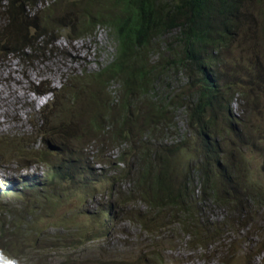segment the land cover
I'll return each instance as SVG.
<instances>
[{"label":"trees","instance_id":"1","mask_svg":"<svg viewBox=\"0 0 264 264\" xmlns=\"http://www.w3.org/2000/svg\"><path fill=\"white\" fill-rule=\"evenodd\" d=\"M86 1L89 6L98 2L110 4V9L106 5L101 13L93 14L88 10L86 17L90 16V20L81 30L92 33L98 27H106L117 41L116 58L93 78L98 90L102 91L104 109L109 106V112L113 113L118 108L119 113L115 121L107 125L94 118L95 125L90 131L94 136L90 141L99 149L91 167L90 158L84 153L77 158L71 152L70 157L58 159L47 178L43 174L31 181L25 178L21 186L14 185L11 191L18 190V198L22 194L24 200H20V204L26 205L34 198L59 205L68 200L65 197L67 192L52 198L50 189L55 188L57 193L60 185L71 184L73 180L77 183L94 182L103 166L109 163V167L117 170V175H112L111 167L109 180L110 183L114 179L117 184L113 194L117 198L115 204L135 201L131 198L136 197L148 206L149 213L154 212V215L148 217V221L142 219L140 222L149 235L156 241L161 240L160 247L173 240V225L178 224L184 236L186 232L195 236L198 249L206 250V241L223 237V233L220 227H212L207 220L198 222L203 215V204L214 202L223 206L229 212L231 223L234 214L244 215L248 202L256 204L258 209L264 206V188L250 182V167L244 162L247 158L238 166L224 146L228 137H234V143L252 147L253 129L247 127L245 119L236 117L232 105L238 95L242 96L241 100L249 101L245 77L259 82L264 77V69L260 64L253 69L255 72L246 68L244 76L231 67L227 55L236 51L239 44L235 42L245 32L252 31L255 35L261 32L264 37V20L256 17L254 0ZM38 6V2L31 0H9L3 6L7 10L5 14H9L4 30L9 27V30L24 34V24L19 20L28 19ZM45 37V33L38 34L41 41ZM29 47V44L24 45L25 49ZM114 80L120 81L121 98L110 92V82ZM135 97L142 100L138 109L131 107ZM112 113H109L110 119L115 117ZM43 124L41 130L46 128V123ZM240 131L249 133L246 139L240 137ZM110 145L118 152L112 161L109 150L103 155L100 149ZM139 146L143 148L138 150ZM26 149L21 152L29 155L31 150ZM36 152L38 161L49 162L47 155L42 156V152L47 154L46 151ZM118 163L124 164V168L115 166ZM135 174L140 176L139 183L129 198L123 197L118 191L119 186L134 183L132 177ZM106 218L112 219L110 215ZM15 225V230L5 232L0 224V229L6 233L4 241L0 238L2 250L10 256L14 251L15 258L20 261L25 259L27 263L42 264L40 256L44 253V246L37 248L32 240L17 239L13 232L21 226L19 223ZM102 230L100 228L89 239L103 237ZM259 233L264 234V230ZM20 244L38 252L42 250V253L29 259ZM241 248L245 253L249 249H256L259 253L264 251V245L256 244L254 248L249 241ZM8 259L11 264H20L11 257ZM73 262L87 263L66 260L61 264ZM139 262H142L141 256Z\"/></svg>","mask_w":264,"mask_h":264},{"label":"rangeland","instance_id":"2","mask_svg":"<svg viewBox=\"0 0 264 264\" xmlns=\"http://www.w3.org/2000/svg\"><path fill=\"white\" fill-rule=\"evenodd\" d=\"M8 1L0 0V72L10 64L19 70H33L34 65L40 64L43 57L50 54L57 58L69 59L73 56L75 44H85L82 55L86 57L75 60L78 69L67 70L55 83L39 79L34 81L30 88L32 97L41 100L47 98V88H54L55 95L46 105H43L42 101L36 105L20 103L22 123L14 118L13 112L10 113L11 116L2 115L4 102L0 95V121L7 122L6 128L0 129V219L3 220L0 224L3 230H15V224L19 223L21 229L13 232L17 239L25 238L24 242L32 240V244L37 248L44 246L45 255H41L40 260L42 264L49 263L53 256V264L66 260H91L92 264H264V251L259 253L256 249H249L245 250V253L241 248L248 241H252L253 245H264V240L259 236L263 235L259 232L264 230V206L258 209L256 204L248 202L244 215L239 217L234 214L231 223L229 212L223 206L214 202L205 203L201 207L203 215L198 222L207 220L212 227H220L223 237L214 241H209V238L205 243L207 249H198V239L195 236L187 232L184 236L183 232L175 227L173 230L176 235H173V240L169 244L162 243L160 248V240L156 241L154 236L149 235L140 222L142 219L148 221V217L154 215V212L149 213L148 206L136 197L131 198L135 201L115 204L117 198L113 194L117 184H114V179L109 183L110 170L113 167H109V163L103 166L101 174L96 176L94 182L77 183V180H73L71 184L60 185L57 193L55 188L50 189L52 198L67 192L66 202L57 205L54 202H39L33 198L26 205L20 204V200H24L22 194L18 198L19 192H10L9 188L25 178L31 181L34 177L41 178L42 174L47 178L59 158L70 157L72 153L78 158V155L84 153L90 158V167L96 162L94 155L98 153L99 147L90 141L93 135V131L90 132L91 127L95 125L94 118L100 119L102 125H107L110 121H115L119 109L114 110L115 113L109 112V106L108 111L104 109L101 102L103 94L98 90L93 76L116 58L117 41L106 27H98L92 33H84L85 31L81 30L90 20V16L86 17L88 10L93 14L101 13L106 5H109L110 9L108 3L105 5L98 2L89 6L86 0H31L33 3L38 2L39 6L36 12L29 14L28 19L19 20L24 24L25 33L18 34L13 29L9 30V27L4 30L9 14H5L7 10L3 6ZM254 3L257 7L256 17L258 20H264V0H254ZM41 33L46 35L43 41L38 39V34ZM24 36H27V39H24ZM235 43L239 44L236 51L227 55L231 67L244 73V76L246 68H250L251 72L260 64L264 69V37L261 32L257 35L252 31L245 32ZM26 44L30 47L25 49ZM88 58L91 67L85 69L84 60ZM19 76L24 83H28L24 75L19 73ZM245 82L249 101L241 100L242 96L238 95L237 103L233 104L232 108L236 117L245 119L247 127L253 129L252 147L234 143V137H228L224 146L238 166L247 158L244 162L250 167V182L258 183L264 188V77L259 82L245 77ZM169 84L172 87V80ZM119 88L120 81L110 82V92L116 98H121L122 95ZM156 89L159 93L157 87ZM255 100L257 102H254ZM140 105L142 106V100L139 97L133 98L131 107L138 109ZM109 113L115 117L110 119ZM43 123H46V128L41 130ZM248 134L242 131L239 133L243 140ZM47 143L48 146L45 145ZM141 148L143 147L139 146L138 150ZM25 149L31 150L29 155L21 152ZM100 149L103 155L109 150L111 161L118 153L111 145L101 146ZM36 150L46 151L47 154L42 152V156L47 155L44 157L49 162L38 161L35 158L38 157ZM103 158L105 159V156ZM115 166L124 168V164L118 163ZM114 168L112 175H117ZM139 177V174H135L132 177L134 183L119 186L118 191L123 197L133 193L134 186L139 183ZM75 183L77 184L73 185ZM109 215L112 219L106 218ZM100 228L103 229L105 237L89 239V236L99 232ZM191 228L193 227H189ZM5 234L0 229L2 241ZM20 247L27 251L26 256L29 259H32V255L42 253L28 249L24 244H20ZM6 256L7 254L0 255V264L9 263ZM140 256L142 262H139ZM11 257L15 258L14 251ZM143 260L147 262L144 263ZM21 262L32 264L29 261L27 263L25 259Z\"/></svg>","mask_w":264,"mask_h":264},{"label":"bare ground","instance_id":"3","mask_svg":"<svg viewBox=\"0 0 264 264\" xmlns=\"http://www.w3.org/2000/svg\"><path fill=\"white\" fill-rule=\"evenodd\" d=\"M85 44H75L73 56L69 59L57 58L54 55L44 56L40 64L34 65L33 70L21 69L19 70L13 64L7 65L0 72V95L3 98L4 108L2 115L13 116L19 122H23V115L19 112V105H36L40 103L41 98H34L30 95V88L35 80L55 83L59 77L67 70L76 71L78 66L75 60L84 58L82 55ZM91 67L90 59L84 60V68ZM19 73L25 76L28 83H24ZM6 121H0V129H5ZM18 123V122H17Z\"/></svg>","mask_w":264,"mask_h":264},{"label":"clouds","instance_id":"4","mask_svg":"<svg viewBox=\"0 0 264 264\" xmlns=\"http://www.w3.org/2000/svg\"><path fill=\"white\" fill-rule=\"evenodd\" d=\"M55 95V90H54V88H47V90L45 91V96H47V98H44L43 100H41L42 102H43V105L45 104H48L49 103V101H50V98H52L53 96ZM235 103H237V100H236V102ZM234 103V104H235ZM234 112V111H233ZM235 114V113H234ZM24 180V179H23ZM22 180V181H23ZM21 181V182H22ZM21 182H18V183H16V184H14V185H16V186H21L20 184H21ZM14 185L12 186V187H10L9 188V190H10V192H19L18 190H16V191H11V188H14ZM19 188H21V187H19ZM6 192H7V190H6ZM19 195H20V192H19ZM19 195H17V196H19ZM174 226V228L176 227V228H179V225L178 226H175V225H173ZM180 229V228H179ZM181 231V230H180ZM181 232H183V231H181ZM173 235H176V232L174 231V233H173ZM263 240H264V234L262 235V236H260ZM95 240V239H94ZM161 241V240H160ZM250 242H252V241H250ZM256 244H258V243H256ZM258 245H260V244H258ZM254 247H256V245H253ZM161 248V247H160ZM41 252H42V250H41ZM1 254H3V255H5V254H7V253H5L3 250H2V248L0 247V255ZM41 255V254H40ZM42 255H45V254H42ZM9 257H11L9 254H7V256L5 257V258H9ZM41 257V256H40ZM12 258V261H14V262H17V261H19L20 262V264H23V262H21L19 259H16V258H13V257H11ZM8 260V264H11V262L9 261V259H7ZM70 261V260H69ZM105 261H107V260H105ZM36 262V261H35ZM64 262H66V261H64ZM83 262H87L86 264H92V261L91 260H89V261H83ZM108 262V261H107ZM50 263L51 264H53L54 263V256H53V258L51 259V261H50ZM61 263H63V262H61ZM61 263H59V264H61ZM34 264H36V263H34ZM72 264H78L77 262H73ZM95 264H100V263H95Z\"/></svg>","mask_w":264,"mask_h":264}]
</instances>
